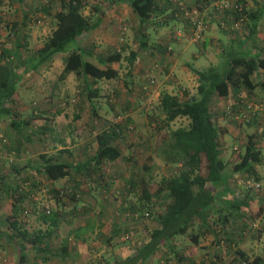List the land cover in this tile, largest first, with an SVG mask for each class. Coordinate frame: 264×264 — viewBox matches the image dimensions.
<instances>
[{"label":"trees","instance_id":"obj_1","mask_svg":"<svg viewBox=\"0 0 264 264\" xmlns=\"http://www.w3.org/2000/svg\"><path fill=\"white\" fill-rule=\"evenodd\" d=\"M57 1L59 7L52 12L50 11L53 5L49 1L46 3L39 2L34 7L36 12H43L51 17L55 23L48 35L40 43L33 46L32 55L36 59L35 65H39L57 52L68 49L63 58V67L58 77L63 78L68 73L84 77L85 85L82 86V93L90 101L92 97L98 95V89L92 88L91 83L99 80L109 81L118 77V67L115 68L111 64L120 61L125 46L120 44L117 50L113 49L101 54L97 59L99 65H95L83 60L80 48L71 46V44L77 42V37L82 33L100 24L103 16L102 9L111 2L110 0H95L93 4H95L96 16L90 18L82 14V9L87 0ZM121 1H125L129 5L138 19L137 48L144 50L147 48V42L142 38L145 35L143 32L144 23H153L155 18L160 17L156 0ZM164 1L171 6V12L168 13L171 16L168 19L173 18V16L176 18L172 3L167 2V0ZM232 1L240 6L239 11L232 6L223 9L221 12L214 9L218 13H215L216 16L222 19L228 18L231 21L240 20L239 25L243 23L246 28V36L251 38L257 30L259 10L250 11L240 1ZM211 6L213 7V5ZM15 28H10L7 38V41L12 42L14 47L10 50L8 45H0V122L9 119L14 129H18L20 123L14 122V119L18 118V113L12 108L13 101L19 98L16 89L18 78L13 56L17 55L18 49L23 48L24 45L19 44L20 31ZM251 48L245 50L242 45L233 46L230 44L229 48H224L225 60L221 67L208 66L202 69H192L196 82L193 95H187L183 91L181 97L165 92L159 96L157 107L160 126L168 127L169 123L176 119H182L185 123L173 129L168 128L167 134H163L161 137V139L168 138L164 161L166 164L173 165L175 169L170 174L161 176L157 182H149L150 177L147 179L140 177L138 180L127 177L125 186H117L112 191L109 190L105 181L102 183V174L99 170H103L102 164L105 161L113 162L122 157L125 161L131 160L130 155L126 159L121 156L122 153L120 152L123 144L122 131L131 127L128 125L123 127L120 119L114 121L113 119L118 115L112 117L102 127L97 125L99 131L94 135V153L88 160L71 164L55 159L52 155L38 154L39 164L36 165L35 172L40 173L43 181H53L80 173L93 187L100 186L102 183L103 187L98 190V193L101 197L118 200L116 210L120 215H124L126 220L143 222L146 228L150 222L156 223V227L147 228L148 239L138 244L139 246L137 245L138 247L132 255L124 258L114 256V259L112 258V261H108L109 263L106 264H147L155 253L159 255V252L164 250L168 254L173 248L171 241L175 237H182L187 240L188 251L181 252V255L183 258H189L193 254V249L199 247V243L207 234L214 237L213 242L217 248L215 254L212 255V264H216L215 260L218 258L217 252L221 243L226 248L233 250L232 264H264V250L262 253L249 257L237 246L239 240L237 238L236 240L232 239L234 236L241 237L244 232L249 231L250 233L253 220L264 219V194L252 193L260 189L259 181L262 179L256 166H260L264 162L262 147L258 146L260 142L264 141V115L250 116L249 114L250 118L248 117L247 122H239L232 118V113L238 112L242 108L241 104L236 103L239 100L261 99L264 101V52L251 51ZM164 50L167 52L169 48L164 47ZM135 54V52L130 51L125 57L128 65L132 64ZM259 76H263V78L258 79ZM143 83L144 81L139 86L140 92L143 91L141 89ZM255 88L259 92L257 96L253 94ZM242 95L245 96L241 97ZM213 96L218 98L230 96V103H225L219 110L213 111L211 110ZM91 107L94 115L95 108L93 105ZM226 107H229L230 112L226 111ZM220 115L230 119L235 125L238 124L241 127L249 125L251 128L250 131L244 132V135L236 139L237 145L233 150L234 158L228 166L232 173L240 176L238 181H240L243 190H238L237 193L235 191V194H232V197L235 195V198L233 197L227 202L224 201L223 203L226 204L223 206L217 202L218 199L221 200L218 192L221 191V186L226 182L225 170L227 169V162L221 157L222 136L225 129L219 124ZM257 126L261 127L259 134L255 129ZM5 149L7 152L13 151L14 157L18 153L10 145L8 139ZM5 161L7 160L4 157L0 163ZM89 165L92 167L89 168ZM148 167L149 165H142L144 171H148ZM15 169L13 164L10 168L4 167L0 173V180L3 181L4 177L8 176V172ZM26 178L29 177L25 175L24 178L20 179L15 175L5 186V195L10 198L11 202L13 201L12 205L15 211L7 215L6 225L10 231L11 239H17L15 244L18 248V264H24L25 255L23 253L28 247V242L33 246L35 252L42 253L41 251L44 249L36 246H40L43 237L50 236V231H48L42 235L37 233L32 238L16 221V211L22 212L24 200L30 198V194L24 189V179ZM245 179L256 182L258 187L248 188L244 186L242 182ZM43 181L42 183H44ZM76 193L77 189L61 188L54 190L52 198L56 202L59 198L65 201L74 200ZM162 200L164 201L162 202ZM43 212L50 215V210ZM149 220L150 222H147ZM49 223L53 224L54 218H51ZM132 228L133 225L117 227L116 236H122V241H129L132 235L129 230ZM125 235L127 236L124 238ZM60 250L64 251L65 248L61 247ZM181 255L179 254L178 258ZM203 263L199 262V264Z\"/></svg>","mask_w":264,"mask_h":264},{"label":"crops","instance_id":"obj_2","mask_svg":"<svg viewBox=\"0 0 264 264\" xmlns=\"http://www.w3.org/2000/svg\"><path fill=\"white\" fill-rule=\"evenodd\" d=\"M87 1L89 2V0ZM87 1L82 14L93 18L96 16L95 4L90 1L91 5H89ZM183 1L188 6L195 7L198 10L199 18L206 24L205 30L201 33L197 41L192 42L196 46L195 52L191 53V59L188 58L192 61L199 57V55L206 56L208 52L206 51V47L212 45L215 41L221 43V39L213 32L215 27L221 33L225 30L218 26V18H216L214 7L210 5L209 0ZM236 1H240L250 11L259 10V22L257 30L251 38L246 36V31H244L243 35L239 36L226 34L228 36L226 38V45H242L245 50L252 47L251 51L264 52V0ZM110 2L111 4L108 3V6L102 9L103 16L100 24L82 33L76 39L81 50L85 52L82 56L87 57L86 59L83 58V60L95 65H99L97 59L101 55L100 52H102V49L108 48V51H112L117 40L123 41L125 46L126 35L122 37L119 33V28L117 29L120 21H126L128 18L130 21L138 24L136 15L125 1L110 0ZM156 3L159 7L160 22H165L171 16L168 14L171 12V6L165 3L164 0H156ZM34 7L32 0H7L6 4L0 1V40L2 41V45L8 43L7 38L10 30L8 25L13 26L15 24V29L20 31L19 44L24 45L22 46L23 48L18 49L19 53L13 56L16 76L18 78L17 85H27L29 88H33V93L35 94L28 105L23 103L18 104L19 98L13 101V111L18 113V118H15L14 122L20 123L18 129H14L9 119L0 122V134L6 136L10 145L18 151L17 156H19V151L23 155L19 156L21 158L16 159V163L13 164L17 172L15 170L8 172L10 178L6 182L0 180V264L19 263L17 260L18 248L15 244L17 239H11L12 237L9 236L10 231L6 225L7 215L15 212L14 206L12 205L13 201L11 202L10 198L5 195L6 183L19 173L24 175L29 174L30 177H33V180L29 177L24 182V189L30 194V198L24 200V206L21 208L22 212L16 211V221L32 238L37 233L42 235L50 231V236L43 237L40 246H36L44 249V251H41L42 253L35 252L33 246L29 242L27 243L28 247L23 253L25 255L23 263L106 264L112 261L114 256L124 258L132 255L134 250L139 246L138 244L148 239L147 228H154L157 225L152 221L147 224L146 228L144 224L142 227L140 221L132 222L131 220H126L124 215H120L118 210H116L118 200L115 201L110 197L100 196L98 189L103 187L102 183L105 181L109 184V181L106 180L110 177L111 169L109 168L111 162L105 161L102 164L103 170H99V172L102 174L103 180L100 186L97 185L98 188L93 187L89 182L87 183L86 177L84 179L80 173L53 181L45 180L43 181L44 183H39L37 180H34V176L37 174L35 172L36 165L39 164L38 154L52 155L55 159L71 164L83 162L88 160L94 153V135L99 131L96 127V119L92 117L93 109L91 104L89 106L88 104L85 106L79 104L75 107L76 104L74 103L73 107L76 108V111L72 113L71 117L69 116V119L65 120V118H68L66 110H64L66 107H59L58 102L55 103V101L60 100L63 95L68 93L67 89L73 84L82 86V82H84V77L74 75L73 73H68L63 78L58 77L63 67L64 55H57L55 53L49 59L39 65H35L36 59L32 55L33 46L40 43L48 35L54 28L55 23L51 17L43 12H36ZM54 7L57 9V6ZM52 9L50 12L54 11ZM36 14L41 17L38 25L33 23L31 17V15L35 16ZM12 15H14L13 18ZM171 19L175 20L179 26H176L172 31L165 30L157 41H155L157 43L154 44L155 46L147 47L144 50H138L136 46V49L133 50L136 54L131 65L135 63V66L138 67L137 70L145 71L146 69L144 68H148L150 65L148 60L164 59V62L168 63L170 69L173 72L175 71L177 62L185 54L187 45L191 42L187 41L189 40L187 38L188 23L174 16ZM222 20L226 24L231 21L228 18ZM205 32L207 33L205 34ZM42 34L43 36L40 37ZM136 35L139 38V35ZM171 42L177 44L176 49L171 46ZM11 45H13L12 42ZM164 47L169 48V51L166 52ZM121 58H125L123 54ZM125 59L127 61V58ZM184 61L187 60L185 59ZM185 67L180 71L181 77L183 79L195 78L192 74V69L198 68L188 63ZM85 80L87 81L88 79ZM178 82L182 83V81ZM163 84L164 81H161L160 85L162 87H160L162 89L167 87L173 88V86H165ZM180 89L183 91L186 90L184 85L177 88L178 92H180ZM253 92L256 96L259 93L257 88ZM229 100L230 96L223 98L213 96L211 99V110H219L225 105L226 101L228 104ZM90 109L91 113L88 116ZM27 110L29 111L27 112ZM227 119L221 115L218 118L219 124L225 129L222 136L223 149L221 151V157L227 162V169L225 170L226 182L221 186V191L218 192L221 200L218 199L217 202L221 206L226 204L223 203L224 201L227 202L231 198H235V195L232 197L235 191L237 193L238 190H243L241 183L235 177L238 174L232 173L228 167L232 162V158H234L233 150H235L234 148L237 145L236 139L242 135L241 133L243 131L240 125H235L233 121ZM247 126L249 127V125ZM260 128V126L255 128L257 133ZM258 146L262 147V155L264 156V141L260 142ZM22 149H26L24 153L21 152ZM121 159L123 160V157ZM88 167L91 168L92 165ZM256 168L258 169V166ZM61 188L69 190L72 188L77 189L76 198L69 201L59 198L56 202L52 198L53 192ZM112 188H115V186H112ZM37 195H43V198H38ZM48 210H50V215L43 212H47ZM51 218H54L53 224L49 223ZM126 225H133V230H129L132 235L129 241H122V236H116V229L117 227ZM243 234L241 237L234 236L232 239L236 240L237 238L239 240L237 246L246 253L242 249L243 247H240L245 240L246 232ZM213 238L210 234L204 236L202 239L203 242L199 243V247L194 248L193 254L189 258L184 257L183 261L186 264H199L206 257L204 252L203 256H201L202 254L200 252L201 250L205 251V244L211 243V246L206 249L209 256L215 254L217 248H215ZM182 239V237L172 239L171 244L174 253L181 254V251H178V249L179 244L182 242L185 243L183 245V251H188V242L185 240L181 241ZM204 239L208 241L206 240L204 242ZM61 247H64L65 250H60ZM51 253L53 254L51 255ZM161 253L159 252L158 255L159 262H154V258L157 256L155 253L147 264H163L164 262L160 259Z\"/></svg>","mask_w":264,"mask_h":264},{"label":"rangeland","instance_id":"obj_3","mask_svg":"<svg viewBox=\"0 0 264 264\" xmlns=\"http://www.w3.org/2000/svg\"><path fill=\"white\" fill-rule=\"evenodd\" d=\"M4 4H6L7 0H0ZM53 5L52 10H57L59 7V3L57 0H48ZM54 1V2H53ZM91 3H95V0H89V5ZM34 6L38 5L40 2L39 0H32ZM88 5V6H89ZM57 6V9L54 7ZM85 7V6H84ZM84 7L82 9V12L84 10ZM90 7V6H89ZM86 11V10H85ZM14 15H12V18ZM33 23L35 25H38L40 23L41 17L38 16V14L31 15ZM165 18V17H163ZM51 19V18H50ZM161 17L155 18L153 20V23H144L145 26L143 32L145 33L144 37H142L147 42V47L155 46V41L160 37V35L163 34L165 30L172 31L176 26H179L175 20L168 19L165 22H160ZM181 20H184L180 18ZM52 20V19H51ZM10 22V21H9ZM118 24V23H117ZM134 25V27H132ZM8 28H15V26L8 25ZM119 28V33L123 37L124 35L126 38L125 48L122 52L124 57L128 55L130 51H133L136 49L137 46V35L138 34V24H136L134 21H130L128 18L126 21H120L117 25V29ZM46 29V28H45ZM221 30V29H220ZM244 31H246V28L243 26L242 23L238 25V27L235 30H229V31H223L221 33L216 27L213 32H215V35L221 39V43L215 41L212 45L207 46V55L202 56L199 55L194 60L191 59V53L195 52L196 46L194 43L195 41H190L187 45V49L185 50V54L179 59L175 66V71L173 72L170 67L168 66V63H165L163 60H148V63H150L148 68L145 71L143 70H137V66H135V63L133 65L129 64L126 61L125 58H121L119 62L112 63V66L118 69V77L113 80L104 81L99 80L95 83H91V87H96L98 89V95L96 97H92L89 101L85 95L82 93V86L85 85V82H82V86L78 85H72L70 88L67 89L66 95H63L60 100L55 101V103L58 102L59 107H66L64 110H66V113L68 115V118H65V120L69 119V116H72V113L76 111V108H74V103L76 106L80 105H87L91 104L95 108V113L92 115L94 119H96L97 125L99 124L100 127L103 125H106V122H108L112 117H115V115L121 120L122 126H130V129H125L122 131V141L123 144L120 148V152L122 153L121 156L131 157L130 159L121 160L118 159L116 161L111 162L110 168L111 173L110 177L107 178L106 181H109L108 187L109 190H114L117 186L124 185L127 177H131L134 180H138V178L143 177V179H147L149 182H157L159 181L161 176H166L170 174L175 168L171 164H166L164 161V153L167 149V139L164 138L161 139L163 134H167L168 128L173 129L177 127L178 125H184L185 121L182 119H176L173 122L169 123L168 127H162L160 126L159 122V112H158V99L159 96L162 93H168L171 95H175L178 97H181L183 95V90L180 89V92H178L177 88L184 85L187 95H193L195 93V78L190 79H183L180 75V71L182 68H186L185 65L188 63L189 65H193L194 67L201 69V68H207L208 66L213 67H221L225 60V51L224 48H229L227 46L226 38L227 35H243ZM207 32H205L206 34ZM227 34V35H226ZM43 36L40 35V37ZM2 44V41L0 40V45ZM120 44H123V41L117 40V43L113 46L114 49H118ZM182 44V43H181ZM5 45H8L10 50L14 47L11 45V42L9 41ZM78 46V42H74L71 44V46ZM176 43L171 42V46L176 49ZM80 48V47H79ZM21 49V48H20ZM81 50V48H80ZM108 51V48L102 49V52L100 54H105ZM68 52V49L57 52V55H66ZM82 55L85 54L84 50H81ZM82 58L86 59V56H82ZM148 58V57H147ZM187 61H184V60ZM167 60V59H166ZM196 60V61H195ZM158 61V62H157ZM133 63V62H132ZM135 70H137L135 72ZM146 78H151L154 82L152 86H149L147 89L140 92L139 86L143 81H145ZM263 78V76H259L258 79ZM26 81V80H25ZM89 81V80H88ZM164 81L165 86H173V88H165L162 89L160 82ZM182 81V83L178 82ZM178 85V87H177ZM161 86V87H160ZM17 92L19 93V102L23 103L25 105H28L30 100H32V97L35 95L33 93V88H29L27 85H16ZM48 93V92H47ZM46 93V95H47ZM109 93V94H108ZM262 94V93H260ZM45 95V96H46ZM36 103V102H35ZM230 103V101L228 102ZM227 104V101H226ZM68 105V106H67ZM78 108V107H77ZM30 110V109H29ZM27 110V112L29 111ZM91 113V109L89 110V114ZM116 118V117H115ZM96 125V127H97ZM242 128V135H244V132H248L251 130L250 127H247L243 125ZM98 129V127H97ZM244 133V134H243ZM6 137V136H5ZM7 139V138H6ZM26 149H22L21 152H25ZM19 156L21 155L19 151ZM19 156H13L11 162L5 161L3 163H0V173H2V169L4 167L10 168L11 164H15L16 159H20ZM14 160V161H13ZM149 165L148 171H144L142 169V165ZM113 170V171H112ZM258 170L260 174L262 175V179L259 181L260 189L257 192H252L253 194H264V162L260 166H258ZM24 174L19 173L17 177L24 178ZM26 176L30 177L29 174ZM33 176V175H31ZM237 181L240 179V176H235ZM10 176H5L3 181L9 180ZM33 180V177H30ZM19 179V178H18ZM26 178L24 179V182L27 181ZM235 179V180H236ZM23 180V179H22ZM34 180H37L39 183H42V176L40 174H36L34 176ZM233 180V178H232ZM107 183V182H106ZM91 186V185H90ZM112 186H115V188H112ZM98 188V187H97ZM100 190V189H98ZM108 192V191H107ZM251 192V191H250ZM109 193V192H108ZM113 193V192H112ZM41 194V193H40ZM38 198H43L42 196H38ZM164 200H162L163 202ZM163 206V204H161ZM155 210V209H154ZM264 210V207H263ZM259 219V218H258ZM255 219L252 222V228L249 231L246 232L245 240L240 245V247H243L246 251V254L251 257L252 255L262 253L264 250V219ZM147 222H150L147 221ZM143 225V222H141ZM140 226V225H139ZM149 226V225H148ZM217 227V226H216ZM208 235V234H207ZM211 235V234H210ZM183 238L181 241H184ZM207 239H204V242ZM180 241V242H181ZM187 241V240H185ZM208 241V240H207ZM203 242V240L201 241ZM211 244V243H210ZM205 244V251L201 250V256H203V252L206 255L201 262H204L203 264H212V256H209L208 252L206 251L207 248H209L211 245ZM184 242L179 244V249L181 252H184ZM221 243L219 245V251L217 252L218 258L215 260L216 264H232L231 263V255L233 250L228 249ZM180 252V253H181ZM157 254V253H156ZM182 254V253H181ZM180 254V255H181ZM179 254L174 253L172 250L166 254L164 250H162L161 253V261L164 262L163 264H186L183 261V256L181 255L180 258H178ZM157 257V258H156ZM154 258V262H159L158 254ZM190 264V263H187Z\"/></svg>","mask_w":264,"mask_h":264},{"label":"built area","instance_id":"obj_4","mask_svg":"<svg viewBox=\"0 0 264 264\" xmlns=\"http://www.w3.org/2000/svg\"><path fill=\"white\" fill-rule=\"evenodd\" d=\"M211 5H213L215 11L221 12L223 9L228 8L232 6L233 8L240 10V6L237 5L232 0H209ZM41 3H46L48 0H40ZM167 2L172 3V7L174 9V15L178 18L184 19L185 22L188 23L189 29L187 31V38L190 41H197V39L200 37L201 33L205 30L206 24L201 21L199 18L198 10L195 7H189L185 4L183 0H167ZM218 14L217 12H215ZM215 14V15H216ZM218 18L219 24L218 26L227 31V30H235L240 20H232L231 23L226 24L224 20H222L219 16ZM154 84L153 80L151 78H146L144 83L142 84L141 89L145 90L149 86H152ZM245 95H242L241 97H244ZM238 105L241 104L242 108L238 112L232 113V118L234 120H237L239 122H247L249 114L250 116H253L255 114H261L264 115V101L261 99L257 100H245L241 99L238 102H236ZM226 111H229V107H226ZM120 117H116L113 120L118 121ZM250 118V117H249ZM7 145V139L0 135V161L2 158H6L8 162L12 161L13 158V151L7 152L5 147ZM240 182V181H238ZM242 184L248 188H257L258 184L256 182H253L252 180H244ZM25 213V212H24ZM127 235L124 236V238Z\"/></svg>","mask_w":264,"mask_h":264}]
</instances>
